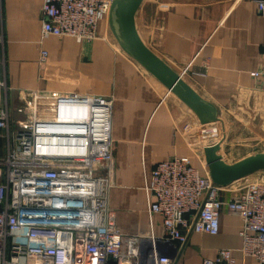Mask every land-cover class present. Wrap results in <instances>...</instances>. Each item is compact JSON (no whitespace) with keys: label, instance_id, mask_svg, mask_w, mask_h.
Wrapping results in <instances>:
<instances>
[{"label":"crops","instance_id":"obj_1","mask_svg":"<svg viewBox=\"0 0 264 264\" xmlns=\"http://www.w3.org/2000/svg\"><path fill=\"white\" fill-rule=\"evenodd\" d=\"M42 4L0 0V80L9 86L10 102H26L53 82L60 90L113 97L109 206L123 233L142 235L145 245L165 253L167 247L151 239L163 225L146 188L157 163L187 155L210 176L211 152L227 166L264 154V75L253 74L264 67V16L254 0H141L134 11L137 43L216 107L210 129V117L121 47L108 18L92 40L43 36ZM248 183H264V168L223 186L220 195L229 199ZM241 228V217L223 209L219 231L191 233L177 264H202L221 248L233 250L236 264H260L241 252Z\"/></svg>","mask_w":264,"mask_h":264},{"label":"built area","instance_id":"obj_2","mask_svg":"<svg viewBox=\"0 0 264 264\" xmlns=\"http://www.w3.org/2000/svg\"><path fill=\"white\" fill-rule=\"evenodd\" d=\"M113 1L43 0V36L92 40ZM254 1L264 16V0ZM1 23L0 7V31ZM47 54L42 50L41 58ZM253 74L264 75V67ZM50 84L15 109L0 80V264H177L191 233L219 231L223 209L241 217L243 255L264 264V183L223 199V186L187 155L159 161L146 187L163 225L151 239L168 251L123 233L109 206L114 99ZM202 264L236 259L231 248H221Z\"/></svg>","mask_w":264,"mask_h":264},{"label":"water","instance_id":"obj_3","mask_svg":"<svg viewBox=\"0 0 264 264\" xmlns=\"http://www.w3.org/2000/svg\"><path fill=\"white\" fill-rule=\"evenodd\" d=\"M141 0H114L108 15L110 27L121 47L136 61L160 78L167 86L177 92L189 105L197 109L200 115L210 117L211 128L217 120L216 107L204 100L183 79L164 63L158 61L151 52L137 43L133 28V14ZM211 152L208 155L210 177L215 184L226 186L255 167L264 168V154H257L233 165L227 166L215 160Z\"/></svg>","mask_w":264,"mask_h":264},{"label":"rangeland","instance_id":"obj_4","mask_svg":"<svg viewBox=\"0 0 264 264\" xmlns=\"http://www.w3.org/2000/svg\"><path fill=\"white\" fill-rule=\"evenodd\" d=\"M20 105H21V103H15V104H14V108L16 109V107L18 108V106H20ZM16 115H17V114H16ZM16 115H15V116H16ZM18 116H19V115H18ZM22 117H23V116L21 115L20 118H22Z\"/></svg>","mask_w":264,"mask_h":264}]
</instances>
